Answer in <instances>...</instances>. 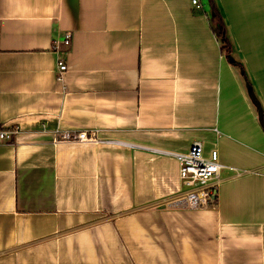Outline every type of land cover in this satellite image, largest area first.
I'll return each mask as SVG.
<instances>
[{"label": "crops", "instance_id": "obj_1", "mask_svg": "<svg viewBox=\"0 0 264 264\" xmlns=\"http://www.w3.org/2000/svg\"><path fill=\"white\" fill-rule=\"evenodd\" d=\"M215 1L264 112V0ZM206 9L0 0V126L19 131L0 145V264H264V131ZM195 142L219 152L218 201L176 209L173 155Z\"/></svg>", "mask_w": 264, "mask_h": 264}, {"label": "built area", "instance_id": "obj_2", "mask_svg": "<svg viewBox=\"0 0 264 264\" xmlns=\"http://www.w3.org/2000/svg\"><path fill=\"white\" fill-rule=\"evenodd\" d=\"M191 5L197 12L204 11L202 0H191ZM72 35L66 34L58 52L70 48ZM62 47V48H61ZM61 54V53H59ZM68 71V66L62 58L58 61L59 78ZM19 134L17 128H3L0 126V145L11 142ZM56 144L60 143H103L96 132L61 131L57 134ZM173 157L179 163V178L181 192L172 200L164 203L176 209L207 210L214 208L218 201L221 187V164L218 150H212L208 156L204 154L202 143L195 142L188 152L177 153Z\"/></svg>", "mask_w": 264, "mask_h": 264}, {"label": "trees", "instance_id": "obj_3", "mask_svg": "<svg viewBox=\"0 0 264 264\" xmlns=\"http://www.w3.org/2000/svg\"><path fill=\"white\" fill-rule=\"evenodd\" d=\"M202 3L204 5V11L205 8L208 9L210 27L215 38L217 39V41L221 46L222 54L226 57L228 62L239 71L240 76L243 79V81L246 83V85L248 87H251V83L249 82L248 75L244 69V66L240 62L235 60V52L228 35L227 26L216 4V1L203 0Z\"/></svg>", "mask_w": 264, "mask_h": 264}, {"label": "water", "instance_id": "obj_4", "mask_svg": "<svg viewBox=\"0 0 264 264\" xmlns=\"http://www.w3.org/2000/svg\"><path fill=\"white\" fill-rule=\"evenodd\" d=\"M249 91V94H250V97L252 99V102L253 104L255 105L257 111H258V115H259V122H260V125L264 131V112H263V109H262V106L259 102V100L257 99L254 91H253V88L252 87H249L248 89Z\"/></svg>", "mask_w": 264, "mask_h": 264}]
</instances>
